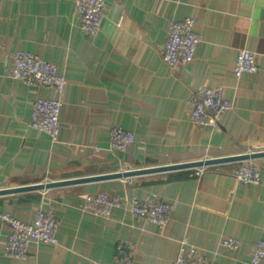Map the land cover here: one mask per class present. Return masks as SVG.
<instances>
[{
    "label": "crops",
    "instance_id": "1",
    "mask_svg": "<svg viewBox=\"0 0 264 264\" xmlns=\"http://www.w3.org/2000/svg\"><path fill=\"white\" fill-rule=\"evenodd\" d=\"M76 3L0 0V190L264 152V0H108L93 38ZM187 18L200 44L194 61L173 71L162 48L170 25ZM240 50L255 55L258 74L234 73ZM17 52L42 57L66 80L58 144L30 127L34 102L58 97L10 77ZM201 88L232 104L218 129L189 120V98ZM115 127L134 135L124 152L110 148ZM243 165L259 170L261 186L237 182ZM195 170L0 196V264H114L120 244L133 247V264H173L185 237L216 264H251L264 241V158L211 166L201 177ZM101 193L125 205L108 217L81 210ZM152 195L173 208L164 229L129 211ZM41 211L56 216L59 245L32 244L26 260L5 257L11 229L1 216L32 224ZM227 239L240 250H225Z\"/></svg>",
    "mask_w": 264,
    "mask_h": 264
},
{
    "label": "built area",
    "instance_id": "2",
    "mask_svg": "<svg viewBox=\"0 0 264 264\" xmlns=\"http://www.w3.org/2000/svg\"><path fill=\"white\" fill-rule=\"evenodd\" d=\"M108 0H77L76 14L81 23L83 34L89 38L96 37L104 19ZM121 23L118 27H121ZM200 44L192 19H184L172 23L169 27L167 41L162 48L163 62L171 70L189 66L195 59ZM234 73L239 75H256L259 66L254 54L240 50L234 63ZM10 77L32 88L49 89L56 93L57 99H37L33 104L30 117V127L49 136L53 144L60 142V116L62 112V97L65 93L66 80L57 66L47 62L38 55L17 52L13 57V67ZM189 120L202 128L218 129L219 121L232 109V104L220 90L201 88L191 94L189 101ZM135 142L134 135L121 127H115L111 132L110 148L124 152ZM207 168L195 170L201 177ZM126 172H130L128 169ZM235 179L243 186L258 188L261 186V174L252 165H243L235 173ZM126 198L119 195L101 193L88 197L81 210L96 216L108 217L115 209L125 205ZM129 211L138 221H144L164 229L171 221L173 208L152 195L145 201L134 200ZM1 219L11 229L6 240L4 255L12 260H26L29 257L32 244L38 246H57L56 216L51 212H38L32 224H25L10 215H2ZM222 247L231 252H238L241 243L236 239H227ZM90 264H100L91 262ZM114 264H133V247L120 244L116 248ZM173 264H216L209 260L204 252L192 246L185 237L179 247L178 255ZM251 264H264V241L256 244L251 254Z\"/></svg>",
    "mask_w": 264,
    "mask_h": 264
},
{
    "label": "water",
    "instance_id": "3",
    "mask_svg": "<svg viewBox=\"0 0 264 264\" xmlns=\"http://www.w3.org/2000/svg\"><path fill=\"white\" fill-rule=\"evenodd\" d=\"M260 158H264V152L245 154V155H240L236 157L206 160V161L191 163V164L151 168V169L130 171V172L118 173V174H112V175L89 177V178L68 180V181H62V182H56V183L40 184V185L21 187V188H16V189H6V190H0V196L26 193V192H35V191H45V190H51L54 188L66 187V186L90 184V183L116 180V179H122V178L124 179L133 178V177L142 176V175H149V174H156V173H163V172H170V171L208 168L211 166H217V165H222V164H227V163L249 162V161H254Z\"/></svg>",
    "mask_w": 264,
    "mask_h": 264
}]
</instances>
